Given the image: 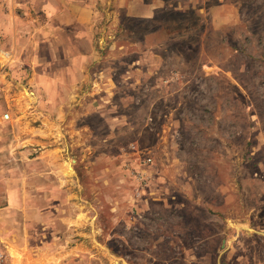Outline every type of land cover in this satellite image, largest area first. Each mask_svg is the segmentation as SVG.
<instances>
[{"label": "rangeland", "instance_id": "rangeland-1", "mask_svg": "<svg viewBox=\"0 0 264 264\" xmlns=\"http://www.w3.org/2000/svg\"><path fill=\"white\" fill-rule=\"evenodd\" d=\"M78 2L96 31L82 88L43 44L45 1L0 0V255L264 264V0ZM42 75L61 97L34 98Z\"/></svg>", "mask_w": 264, "mask_h": 264}, {"label": "crops", "instance_id": "crops-1", "mask_svg": "<svg viewBox=\"0 0 264 264\" xmlns=\"http://www.w3.org/2000/svg\"><path fill=\"white\" fill-rule=\"evenodd\" d=\"M43 1L46 3L44 17L48 19L47 25L42 29L43 33L47 34L43 44L48 45L50 49H55V51L61 48L68 51L67 58L70 61L67 68H72L76 73L73 81L74 84L80 83V88L84 84H88L90 87L91 84L95 86L93 82L95 78L91 74L89 75L91 62L93 64L96 63V31L94 29V17L91 14V5H80L78 4V0H61L64 1L63 6L65 3L69 5L74 4L72 7L65 5L62 9L58 6L56 8V6L49 2L50 0ZM124 2L127 4L128 0H124ZM76 4L80 7L76 6ZM63 65L66 64L64 63ZM65 82L66 79L42 75L35 81V89L32 91V95L37 100L39 98L55 99L61 97V91L65 87ZM82 95L84 94L78 93L80 99H83ZM89 103L93 104L91 100ZM54 129H56L54 124L47 126V131L54 133ZM42 264L45 263L43 262Z\"/></svg>", "mask_w": 264, "mask_h": 264}, {"label": "built area", "instance_id": "built-area-1", "mask_svg": "<svg viewBox=\"0 0 264 264\" xmlns=\"http://www.w3.org/2000/svg\"><path fill=\"white\" fill-rule=\"evenodd\" d=\"M3 96H4V88L3 86L0 84V104H1V101L3 99ZM0 117L4 120V121H8L10 120L11 118V115L10 113L8 112H4L2 115H0ZM0 264H7L4 257L2 255H0Z\"/></svg>", "mask_w": 264, "mask_h": 264}, {"label": "bare ground", "instance_id": "bare-ground-1", "mask_svg": "<svg viewBox=\"0 0 264 264\" xmlns=\"http://www.w3.org/2000/svg\"><path fill=\"white\" fill-rule=\"evenodd\" d=\"M30 264V263H29Z\"/></svg>", "mask_w": 264, "mask_h": 264}]
</instances>
